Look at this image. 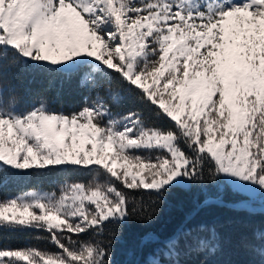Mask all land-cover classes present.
Instances as JSON below:
<instances>
[{
	"label": "snow or ice",
	"instance_id": "obj_1",
	"mask_svg": "<svg viewBox=\"0 0 264 264\" xmlns=\"http://www.w3.org/2000/svg\"><path fill=\"white\" fill-rule=\"evenodd\" d=\"M48 78L33 104L14 69ZM87 93L69 112L56 85ZM56 187L0 194V264H113L130 222L159 218L175 189L216 188L143 264H232L199 209H264V0H0V189L22 177ZM239 248L264 264V227Z\"/></svg>",
	"mask_w": 264,
	"mask_h": 264
},
{
	"label": "trees",
	"instance_id": "obj_2",
	"mask_svg": "<svg viewBox=\"0 0 264 264\" xmlns=\"http://www.w3.org/2000/svg\"><path fill=\"white\" fill-rule=\"evenodd\" d=\"M9 78L17 87V92L23 97V103L33 104L38 96L48 87V78L45 75L34 73L30 69H14ZM87 93L80 90L74 82L57 84L53 92L52 107L56 111L69 112L79 108ZM63 177H22L18 181L8 183L0 189L3 197L14 196L22 191L34 187L45 189L56 187ZM218 195L216 188L209 186L206 190L194 188L191 191L175 189L169 195L167 202L162 208L159 218L149 225L138 222H130L122 229L120 238L116 241L113 249V264H143L150 245L145 244V238L149 235L164 236L173 231L184 219L185 215L197 209L206 198H215ZM234 197L225 192L223 204H213L199 209V219L205 222L216 223L220 226L225 238V255L222 260L231 261L232 264H248L251 259L240 248V241L251 236L252 232L264 227V213L240 210L229 205ZM226 204V205H225ZM35 234H8L5 233L0 243L11 247H24L27 244H37L46 247V242L36 240Z\"/></svg>",
	"mask_w": 264,
	"mask_h": 264
},
{
	"label": "water",
	"instance_id": "obj_3",
	"mask_svg": "<svg viewBox=\"0 0 264 264\" xmlns=\"http://www.w3.org/2000/svg\"><path fill=\"white\" fill-rule=\"evenodd\" d=\"M258 210L264 212V209H261L260 207H256Z\"/></svg>",
	"mask_w": 264,
	"mask_h": 264
}]
</instances>
